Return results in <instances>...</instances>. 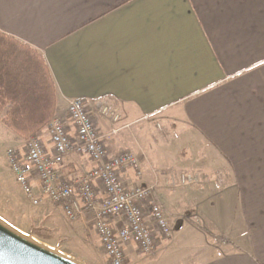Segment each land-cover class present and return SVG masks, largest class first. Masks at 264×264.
Listing matches in <instances>:
<instances>
[{
    "label": "crops",
    "instance_id": "obj_1",
    "mask_svg": "<svg viewBox=\"0 0 264 264\" xmlns=\"http://www.w3.org/2000/svg\"><path fill=\"white\" fill-rule=\"evenodd\" d=\"M0 31L43 57L55 115L71 134L67 104L82 98L119 115L93 120L110 152L138 155L137 138L155 117L185 135L180 145L196 148L194 162L205 164L198 168L216 172L226 195H237L250 253L264 258V0H0ZM40 133L49 147L47 126ZM95 164L70 152L60 175L75 180ZM123 180L141 178L127 169ZM94 188L102 197L101 185ZM141 207L161 236L146 200ZM72 221L87 227L85 215Z\"/></svg>",
    "mask_w": 264,
    "mask_h": 264
},
{
    "label": "rangeland",
    "instance_id": "obj_2",
    "mask_svg": "<svg viewBox=\"0 0 264 264\" xmlns=\"http://www.w3.org/2000/svg\"><path fill=\"white\" fill-rule=\"evenodd\" d=\"M4 118L5 110L0 113V218L85 264H110L94 228L59 219L51 204L34 205L23 195L5 150L25 139L18 138ZM156 118L137 138L138 155L129 148L119 151L127 150L137 157L139 173L132 172L141 181L133 183L151 186L148 210L152 203L160 205L171 233L154 237L156 247L150 253L137 247L127 249L123 264H264V258L250 253L252 244L239 215L237 195H226L216 172L198 168L205 164L194 162L196 148L180 145L185 135L169 132ZM123 126L118 125L119 129ZM183 173L194 174L196 179L183 181Z\"/></svg>",
    "mask_w": 264,
    "mask_h": 264
},
{
    "label": "built area",
    "instance_id": "obj_3",
    "mask_svg": "<svg viewBox=\"0 0 264 264\" xmlns=\"http://www.w3.org/2000/svg\"><path fill=\"white\" fill-rule=\"evenodd\" d=\"M92 112L119 119L107 103L90 106L82 98H74L67 104V113L75 126V134L55 115L47 125L49 147L38 132L20 146L7 148L5 159L21 192L32 204H39L45 198L72 220L83 219L85 213L91 211L94 231L109 263L123 264L128 245L134 244L143 253H150L156 247L141 207L151 193V186L123 180L127 169L139 173V161L130 151L108 150L95 128ZM70 152L88 156L95 166L75 180L62 178L63 159ZM180 178L183 181L196 179L191 173H183ZM94 182L101 185L102 197L94 188ZM149 215L161 235L171 233L160 205L150 204ZM117 219L121 220L120 225L113 222Z\"/></svg>",
    "mask_w": 264,
    "mask_h": 264
},
{
    "label": "trees",
    "instance_id": "obj_4",
    "mask_svg": "<svg viewBox=\"0 0 264 264\" xmlns=\"http://www.w3.org/2000/svg\"><path fill=\"white\" fill-rule=\"evenodd\" d=\"M23 139L46 127L56 111L54 83L43 57L28 44L0 31V113ZM93 225V213L85 214Z\"/></svg>",
    "mask_w": 264,
    "mask_h": 264
},
{
    "label": "water",
    "instance_id": "obj_5",
    "mask_svg": "<svg viewBox=\"0 0 264 264\" xmlns=\"http://www.w3.org/2000/svg\"><path fill=\"white\" fill-rule=\"evenodd\" d=\"M0 264H85L0 218Z\"/></svg>",
    "mask_w": 264,
    "mask_h": 264
}]
</instances>
